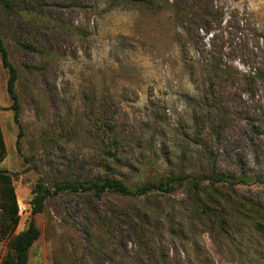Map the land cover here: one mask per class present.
Wrapping results in <instances>:
<instances>
[{
  "label": "rangeland",
  "instance_id": "1",
  "mask_svg": "<svg viewBox=\"0 0 264 264\" xmlns=\"http://www.w3.org/2000/svg\"><path fill=\"white\" fill-rule=\"evenodd\" d=\"M0 38L19 114L0 57V168L14 233L31 219L39 230L27 264H249L245 246L194 226L187 181L142 196L64 184L104 168L128 185L203 174L209 156L256 177L235 187L264 204V0H0ZM37 183L47 195L32 214ZM7 249L0 237V259Z\"/></svg>",
  "mask_w": 264,
  "mask_h": 264
},
{
  "label": "trees",
  "instance_id": "2",
  "mask_svg": "<svg viewBox=\"0 0 264 264\" xmlns=\"http://www.w3.org/2000/svg\"><path fill=\"white\" fill-rule=\"evenodd\" d=\"M0 57L2 65L8 71L6 89L12 101L14 121L18 122V96L15 90L17 71L8 59V52L1 38ZM209 68L213 71L220 70L218 60L210 59ZM257 75L264 81V70ZM5 155L6 146L0 127V162ZM108 156L114 159L113 155ZM206 159L209 168L203 174H169L159 181L128 185L104 168L103 174L95 180L78 184L65 183L64 186L73 190L92 191L95 196L109 191L119 195L142 196L152 192H170L177 183L187 181L192 191L187 200V207L199 232L216 233L231 244L245 246L251 255H246L249 264L253 263L254 256L258 257L256 262L264 263V204L259 199L239 193L235 187L237 183H244L256 177H234L219 173L214 169L215 165L210 157L206 156ZM258 181L264 183V177L258 178ZM32 194L31 212L34 214L41 210L47 191L37 183L32 189ZM18 222L19 205L12 174L7 169L0 168V237L8 240V249L0 259V264H27L29 248L38 238L39 230L31 219L26 228L14 233Z\"/></svg>",
  "mask_w": 264,
  "mask_h": 264
}]
</instances>
